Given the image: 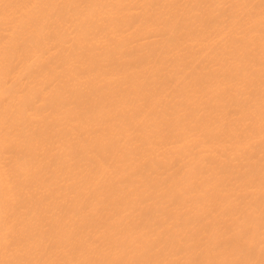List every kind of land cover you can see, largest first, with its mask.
<instances>
[{
    "label": "bare ground",
    "instance_id": "1",
    "mask_svg": "<svg viewBox=\"0 0 264 264\" xmlns=\"http://www.w3.org/2000/svg\"><path fill=\"white\" fill-rule=\"evenodd\" d=\"M0 264H264V0H0Z\"/></svg>",
    "mask_w": 264,
    "mask_h": 264
}]
</instances>
